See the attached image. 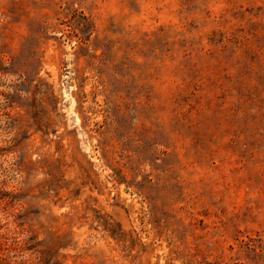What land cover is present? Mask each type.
I'll return each mask as SVG.
<instances>
[{
  "label": "rangeland",
  "instance_id": "1",
  "mask_svg": "<svg viewBox=\"0 0 264 264\" xmlns=\"http://www.w3.org/2000/svg\"><path fill=\"white\" fill-rule=\"evenodd\" d=\"M0 264H264V0H0Z\"/></svg>",
  "mask_w": 264,
  "mask_h": 264
}]
</instances>
